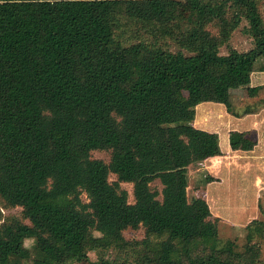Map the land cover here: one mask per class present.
I'll return each mask as SVG.
<instances>
[{"label":"trees","instance_id":"16d2710c","mask_svg":"<svg viewBox=\"0 0 264 264\" xmlns=\"http://www.w3.org/2000/svg\"><path fill=\"white\" fill-rule=\"evenodd\" d=\"M243 20L253 46L221 54ZM262 59L264 0L183 14L177 0H0V206L21 208L0 212V264H264V221L242 248L219 244L218 218L187 190L191 164L255 151L245 126L220 128L227 143L194 122L204 104L232 113L234 89L255 94Z\"/></svg>","mask_w":264,"mask_h":264},{"label":"rangeland","instance_id":"374dc122","mask_svg":"<svg viewBox=\"0 0 264 264\" xmlns=\"http://www.w3.org/2000/svg\"><path fill=\"white\" fill-rule=\"evenodd\" d=\"M195 2L196 0H177L178 12L185 13L187 8ZM246 25L247 22L243 20L233 31L228 45L221 47V54H226L229 48L247 51L253 46L252 38L243 29ZM171 47L172 50L177 49L173 43ZM261 64H264V59L257 63V65ZM255 76L253 81L259 78L264 80V74ZM231 102L232 113L227 112L223 105H202L194 124L206 128L215 126L219 139L222 141L224 137L225 142L228 143V137L226 134L223 135L220 128L227 131L232 124L244 123L245 127L252 130L251 135L257 141L255 151L240 153L227 150L210 157L206 162L190 165L187 190L190 199L200 197L207 201L213 217L218 218L219 244L232 239L236 241L239 248H242L245 243L246 224L253 219L264 221V84L252 95L245 88L232 90ZM232 116L237 119L232 121ZM91 156L105 161L109 160L107 151L93 150ZM114 179L115 175L109 174V180ZM121 186L127 190L128 200L132 203V184L122 183ZM152 186L160 188L158 182L152 183ZM82 198L86 200L84 194ZM20 210V207L2 208L0 206L1 220L12 216L20 217ZM123 235L126 239H141L144 236V230L143 228L127 229L123 231ZM261 245L264 261V238ZM25 246L33 254L32 241L26 240ZM118 253L112 249L106 251L104 256L113 259L118 256ZM97 257L95 251L88 252L91 262L96 261ZM10 264H32V260L30 258L17 262L12 260ZM72 264L84 263L74 262Z\"/></svg>","mask_w":264,"mask_h":264},{"label":"crops","instance_id":"0c3cea01","mask_svg":"<svg viewBox=\"0 0 264 264\" xmlns=\"http://www.w3.org/2000/svg\"><path fill=\"white\" fill-rule=\"evenodd\" d=\"M262 74H264V71H256V72H253L252 73V75H251V81H250V86H260V85H263L264 84V80L262 79V78H259L257 81H253V77L255 76V75H262ZM256 77V76H255ZM232 121H234V119H237L236 117H234V116H232ZM244 124V123H243ZM243 124H241L240 125V123H238V124H236V125H234V124H232L231 125V127L229 128V129H236V130H244V128H243ZM228 129V130H229ZM255 129V128H254ZM227 130V131H228ZM216 131H217V129H216ZM226 134V133H225ZM226 137H227V135H226ZM226 139V138H225ZM222 152H223V150H221ZM232 152H239L238 150L237 151H232ZM210 158H208V159H206V160H203V161H201V162H206L207 160H209ZM200 163V162H199ZM191 165H194V164H191Z\"/></svg>","mask_w":264,"mask_h":264}]
</instances>
